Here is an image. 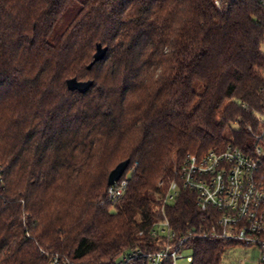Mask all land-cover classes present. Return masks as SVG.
<instances>
[{"label": "trees", "instance_id": "trees-1", "mask_svg": "<svg viewBox=\"0 0 264 264\" xmlns=\"http://www.w3.org/2000/svg\"><path fill=\"white\" fill-rule=\"evenodd\" d=\"M214 2L0 0V264H114L156 251L159 181L187 155L229 145L253 155L264 2ZM97 44L106 55L88 70ZM71 78L93 84L69 91ZM126 160L128 187L111 207L108 176ZM165 213L178 237L201 224L188 191ZM229 244L185 248L190 264H220Z\"/></svg>", "mask_w": 264, "mask_h": 264}, {"label": "built area", "instance_id": "built-area-1", "mask_svg": "<svg viewBox=\"0 0 264 264\" xmlns=\"http://www.w3.org/2000/svg\"><path fill=\"white\" fill-rule=\"evenodd\" d=\"M214 3L221 10V0ZM256 140L260 142L254 146L253 155H245L231 145L212 149L201 157L187 155L174 170L171 180L157 183L163 190L161 219L152 223L150 235L161 239L162 247L156 251L128 250L114 264H165L167 261L178 264L191 239L219 240L256 248L257 264H264V127ZM127 187L128 176L108 186L106 200L111 207L125 195ZM182 191L195 195L201 224L178 237L165 211ZM186 261L190 264L192 256ZM61 262L68 264L59 255H53L47 264Z\"/></svg>", "mask_w": 264, "mask_h": 264}, {"label": "water", "instance_id": "water-1", "mask_svg": "<svg viewBox=\"0 0 264 264\" xmlns=\"http://www.w3.org/2000/svg\"><path fill=\"white\" fill-rule=\"evenodd\" d=\"M107 52L106 47H102L101 44L96 45V51L93 55L92 62L87 66V69H91L94 63L102 60ZM93 82L88 81H78L76 78H71L66 80V87L69 91H78L79 93H85L92 86ZM129 165V161L126 160L120 164H118L109 174L107 185L111 186L116 183L124 174L127 166Z\"/></svg>", "mask_w": 264, "mask_h": 264}, {"label": "rangeland", "instance_id": "rangeland-1", "mask_svg": "<svg viewBox=\"0 0 264 264\" xmlns=\"http://www.w3.org/2000/svg\"><path fill=\"white\" fill-rule=\"evenodd\" d=\"M129 177V174L127 175ZM259 252L256 248L245 247L239 244H229L226 246L220 264H257ZM183 259L177 261L178 264H189L186 258L191 256V251L185 250L181 253Z\"/></svg>", "mask_w": 264, "mask_h": 264}]
</instances>
